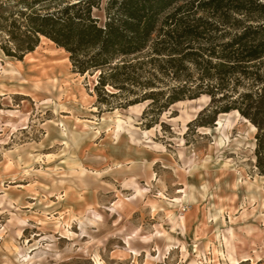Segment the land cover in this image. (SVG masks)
Listing matches in <instances>:
<instances>
[{"label": "rangeland", "instance_id": "obj_1", "mask_svg": "<svg viewBox=\"0 0 264 264\" xmlns=\"http://www.w3.org/2000/svg\"><path fill=\"white\" fill-rule=\"evenodd\" d=\"M50 41L0 48V264L264 262L257 126L236 109L198 126L208 94L130 104L149 89L96 88Z\"/></svg>", "mask_w": 264, "mask_h": 264}, {"label": "trees", "instance_id": "obj_2", "mask_svg": "<svg viewBox=\"0 0 264 264\" xmlns=\"http://www.w3.org/2000/svg\"><path fill=\"white\" fill-rule=\"evenodd\" d=\"M94 8L101 0H0V48L21 60L44 36L70 54L75 71L100 70L96 88L149 89L130 104L162 99L158 114L208 94L210 104L193 121L211 126L218 114L239 110L258 128L264 174L263 0H107L104 24ZM164 75L176 84L168 92L150 90Z\"/></svg>", "mask_w": 264, "mask_h": 264}, {"label": "bare ground", "instance_id": "obj_3", "mask_svg": "<svg viewBox=\"0 0 264 264\" xmlns=\"http://www.w3.org/2000/svg\"><path fill=\"white\" fill-rule=\"evenodd\" d=\"M51 43H53V41H50ZM14 66H15V68L16 69H18V71L20 72V68L18 67V66H16L15 64H14ZM44 69V68H43ZM42 69V70H43ZM253 128L255 129V126H253ZM246 256V255H245ZM243 257L242 259L245 261V260H248V258L247 257ZM258 257V256H257ZM234 262H235V264H240L237 260H234Z\"/></svg>", "mask_w": 264, "mask_h": 264}]
</instances>
